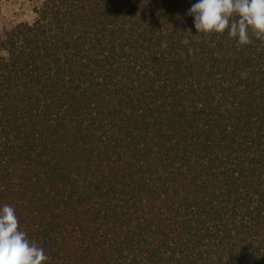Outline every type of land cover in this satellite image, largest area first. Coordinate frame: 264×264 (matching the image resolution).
<instances>
[{
  "label": "trees",
  "instance_id": "16d2710c",
  "mask_svg": "<svg viewBox=\"0 0 264 264\" xmlns=\"http://www.w3.org/2000/svg\"><path fill=\"white\" fill-rule=\"evenodd\" d=\"M193 3L40 0L0 31V204L47 264H264V41Z\"/></svg>",
  "mask_w": 264,
  "mask_h": 264
},
{
  "label": "clouds",
  "instance_id": "9594fccd",
  "mask_svg": "<svg viewBox=\"0 0 264 264\" xmlns=\"http://www.w3.org/2000/svg\"><path fill=\"white\" fill-rule=\"evenodd\" d=\"M193 18L197 33L222 34L238 45L252 41L249 32L256 39L264 41V0H195L187 10ZM246 73H241L245 77ZM48 255L27 233L19 229L15 208L0 204V264H47Z\"/></svg>",
  "mask_w": 264,
  "mask_h": 264
},
{
  "label": "rangeland",
  "instance_id": "374dc122",
  "mask_svg": "<svg viewBox=\"0 0 264 264\" xmlns=\"http://www.w3.org/2000/svg\"><path fill=\"white\" fill-rule=\"evenodd\" d=\"M40 0H0V31L21 21H31Z\"/></svg>",
  "mask_w": 264,
  "mask_h": 264
}]
</instances>
